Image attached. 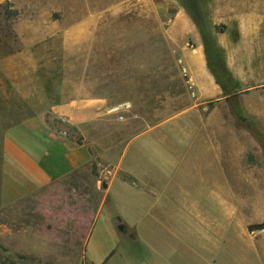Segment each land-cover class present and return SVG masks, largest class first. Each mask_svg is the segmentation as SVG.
I'll use <instances>...</instances> for the list:
<instances>
[{"label": "rangeland", "instance_id": "obj_1", "mask_svg": "<svg viewBox=\"0 0 264 264\" xmlns=\"http://www.w3.org/2000/svg\"><path fill=\"white\" fill-rule=\"evenodd\" d=\"M191 3L8 0L0 6V88L10 84L3 59L21 51L17 33L33 28L39 34L55 35L38 43L39 84L66 82L90 98L105 99L109 106L127 105L121 115L124 122L135 119L131 134L150 128L141 140L150 149L149 161L137 169L149 183L146 192L154 190L152 198L138 196L116 181L98 218L100 192L94 182L99 168L94 164L88 173L53 183L10 207L0 204L4 264L73 262L76 250L61 244L67 239L64 230L71 242L80 241L87 225L69 223L62 214L75 210L89 215V224L96 220L97 228L104 215L113 213L126 223L139 224L137 235L130 234L119 220L123 239L110 257L111 264H264V231L248 230L264 223V39L252 43V49L246 43L238 46L233 29L230 51H238L240 57L255 55L232 60L241 84L226 68L234 81L230 94L235 100H198L192 96L182 54L183 48L193 50L194 40L182 35L165 6L176 4L193 21ZM195 3L208 30L209 63L222 62L226 67L219 48L230 45L220 36L226 27L214 25L210 0ZM32 21L37 26L31 27ZM1 89V95L8 91ZM25 109L0 98V167L4 136ZM179 133L188 136L178 138ZM67 134L74 136L69 128L56 136ZM122 138L121 132L107 135L104 147L121 143ZM186 140L192 146L178 147ZM117 152L109 150L103 166H113ZM80 204L82 208L77 207ZM99 237L106 242L102 233Z\"/></svg>", "mask_w": 264, "mask_h": 264}, {"label": "crops", "instance_id": "obj_2", "mask_svg": "<svg viewBox=\"0 0 264 264\" xmlns=\"http://www.w3.org/2000/svg\"><path fill=\"white\" fill-rule=\"evenodd\" d=\"M7 1L0 0V6ZM209 5V15L213 18L214 25L220 23L226 27V31L220 36L227 38L230 45L227 48L219 46L226 56V68L232 78L241 84L233 73L232 60L240 55L234 49L230 51L233 46L230 33L233 29L236 30V44L241 46V43H246L245 46L249 49L253 48L252 43L264 39V0H210ZM165 6L167 13L173 15L176 27L182 35L193 39L195 43L192 51L182 49L192 96L201 101L211 98L221 100L224 97L208 70L198 27L189 16L185 15L181 7L176 4ZM177 17L178 21H176ZM30 26H37L36 22H30ZM15 31L17 33V28ZM70 34L69 31L62 37L66 39ZM54 36L39 34L34 32L33 28L28 33H17L21 51L8 56L2 62L3 67H6L5 73L10 84L7 88H0L1 91L8 90L2 91L1 100L11 101L26 109L17 119L19 123L10 128L4 136L0 167V204L2 207H10L53 183L77 176L81 172L88 173L94 164L99 168V176L94 182V189L100 192L97 213L95 212L98 218L101 217L103 206L116 181L124 188L133 189L138 196L152 198L154 190L149 188V192H146L149 183H146L145 175L139 170L146 161H149L150 149L141 142L146 132L150 131L149 126L147 129L142 127L136 134H131L133 131L131 123L135 119L129 118L126 122L117 121V117L109 113L113 106H109L105 99L90 98L85 92L76 91L78 86L73 89L74 85L66 82L47 84L46 81H42L41 85L39 84L38 43L47 42ZM41 47L48 50L46 45ZM253 56H255L253 53L244 55L241 53V57ZM47 71L45 68L44 72ZM40 106L47 109L34 108ZM65 128L72 129L74 136L67 134L68 137L65 138L57 137L56 133L64 131ZM118 132H121L124 140L104 147L107 143L104 141L107 135ZM187 136L178 134V138L186 139ZM76 138L80 140L75 141ZM180 142L178 144L180 148L185 149L187 144L192 146L187 140ZM113 149L118 151L115 164L110 168L103 166L107 165L104 164L106 153ZM120 175L126 176L127 180L118 179ZM102 180L105 182L102 183ZM135 183L140 187L137 188ZM103 217L100 228H97V221L94 220L88 232L86 229L81 231L84 236L80 241L71 242L70 237L67 236L69 232L64 230L67 239L62 240V246L76 250L73 254L74 259H70L73 260L70 264H111L110 257L123 239L119 220L127 226L130 234L137 235L139 224L126 223L114 213ZM71 233L75 234V232ZM101 233L106 238V242L101 241L99 237ZM129 239L133 240V237L130 235Z\"/></svg>", "mask_w": 264, "mask_h": 264}, {"label": "trees", "instance_id": "obj_3", "mask_svg": "<svg viewBox=\"0 0 264 264\" xmlns=\"http://www.w3.org/2000/svg\"><path fill=\"white\" fill-rule=\"evenodd\" d=\"M191 1H192L191 5L193 6V9H194L193 14L195 16V20H193V21L196 24V26L198 27L199 32H200V36H201L202 44H203V48H204V53H205V57H206V60H207L208 70L213 75L216 84L220 87L224 99L226 101H232L233 102V100H235L234 99L235 95H234V93L231 95L230 94V90H231V86H232L234 81L230 77V75L228 74V71L226 70V67L224 66V63L221 62L219 64V66L217 64L212 65V64L209 63V60L211 59L212 54L209 51L208 30L205 29V25L202 23V20H201V15H200L199 11L197 10V6H196V3H195L197 0H191ZM235 106H236V103L232 104V108L235 110L234 113L237 115V113H236L237 109H235ZM72 177L73 176H71L69 178H72ZM77 207H79V208L81 207L82 208V205L81 204L77 205ZM62 215H63V217H66V219H67V221L69 223H71L73 221L75 223H78L79 225H85L86 224L87 225L86 226V230H89V228H90V224H89V220L90 219L89 218H91L89 215H84L80 210L79 211L75 210L73 213H71V212L67 213L66 212V213H63ZM248 230L250 232L264 231V223L257 224V225H254V226H250V227H248ZM67 235L69 236V234H67ZM80 235H82V234H80ZM1 252L3 254L6 253V251L0 247V263L4 264L5 259H3L1 257ZM18 259L23 260L20 257Z\"/></svg>", "mask_w": 264, "mask_h": 264}, {"label": "built area", "instance_id": "obj_4", "mask_svg": "<svg viewBox=\"0 0 264 264\" xmlns=\"http://www.w3.org/2000/svg\"><path fill=\"white\" fill-rule=\"evenodd\" d=\"M127 110H128V107L122 104V105H118V106L111 108L109 113H112L115 116H117V121L122 122L123 117L121 114H124Z\"/></svg>", "mask_w": 264, "mask_h": 264}]
</instances>
